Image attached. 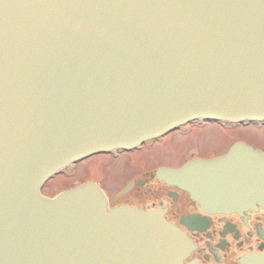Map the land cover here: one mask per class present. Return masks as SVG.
<instances>
[{
    "label": "water",
    "instance_id": "obj_1",
    "mask_svg": "<svg viewBox=\"0 0 264 264\" xmlns=\"http://www.w3.org/2000/svg\"><path fill=\"white\" fill-rule=\"evenodd\" d=\"M198 120L264 124V0H0V264H185L161 211L41 189ZM156 176L209 214L264 210L245 143Z\"/></svg>",
    "mask_w": 264,
    "mask_h": 264
},
{
    "label": "flooded vegetation",
    "instance_id": "obj_2",
    "mask_svg": "<svg viewBox=\"0 0 264 264\" xmlns=\"http://www.w3.org/2000/svg\"><path fill=\"white\" fill-rule=\"evenodd\" d=\"M202 126H209V124L193 123L187 127ZM192 130L180 128L167 137L155 140L152 145L143 146L132 153L117 152L94 157L107 158L108 161L105 164H99L97 169L105 176L93 182L97 183L106 194L110 208L127 206L145 211H161L164 218L183 233L190 245L185 264L193 262L198 264H254L250 261L255 258L260 259L261 264H264L263 209L243 214H209L202 210L188 192L170 186L158 180L156 176L159 168H179L192 159L220 157L227 153L236 142H245L256 149L263 151L262 149L242 139H236L222 154L190 156L178 166L160 165L154 168L148 167L149 169L141 166L140 169L135 170L134 163L125 160L135 153H141L144 148L150 147L148 151L152 152L157 145L162 146L165 143L164 140L171 135L176 134L178 137L187 138ZM137 163L143 164L144 162ZM115 171L116 177L111 175ZM126 171H130L132 175L130 174L131 176H128L129 178L124 183L120 182L128 175ZM108 175L111 179H107ZM108 184H113L115 188H109ZM46 195L51 196L49 192Z\"/></svg>",
    "mask_w": 264,
    "mask_h": 264
},
{
    "label": "rangeland",
    "instance_id": "obj_3",
    "mask_svg": "<svg viewBox=\"0 0 264 264\" xmlns=\"http://www.w3.org/2000/svg\"><path fill=\"white\" fill-rule=\"evenodd\" d=\"M187 130H192L191 133L187 135V138L178 137L176 134L171 135L164 140L165 143L162 144V146L157 145L152 152L148 151L150 147L147 149L144 148L141 153H135L125 160L132 161L135 170L140 169L141 166L147 169H149L148 167L154 168L160 165L178 166L184 159L190 156L222 154L236 139H242L264 151V129L259 131V128L256 129L245 126L209 125L206 126V128L194 127ZM107 161V158H93L80 164L77 173H72L74 175H72L70 179H67L65 176L56 178L48 184L44 189V193L47 194L49 192L51 195H55L60 190L69 188V186L76 185L77 183L99 180V177H104L105 174L100 173L97 169L101 163L105 164ZM139 161H143L144 163L138 164L137 162ZM146 162H148L147 167L145 166ZM126 172L128 175L126 174L127 176L122 178L120 182L123 181L124 183L132 175L130 171ZM70 174L71 173H69V175ZM111 175L116 177V171ZM107 179H111L110 175L107 176ZM108 187L111 189L115 188L113 184H108ZM117 190L118 189H116V191Z\"/></svg>",
    "mask_w": 264,
    "mask_h": 264
}]
</instances>
